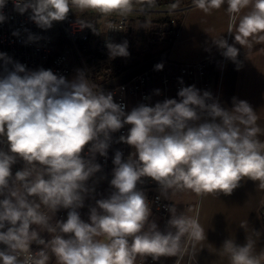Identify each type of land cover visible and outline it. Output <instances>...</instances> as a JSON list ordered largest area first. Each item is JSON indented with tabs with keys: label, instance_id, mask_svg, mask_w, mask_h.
Here are the masks:
<instances>
[{
	"label": "clouds",
	"instance_id": "1",
	"mask_svg": "<svg viewBox=\"0 0 264 264\" xmlns=\"http://www.w3.org/2000/svg\"><path fill=\"white\" fill-rule=\"evenodd\" d=\"M13 2L20 14L31 10L30 19L48 29L72 8L127 15L136 0ZM225 2L231 16L229 33L239 17L236 43L243 46L264 33V0H193L206 13ZM5 3L0 0V9ZM154 4L155 0H145L146 7ZM247 8L251 10L239 16ZM4 20L0 14V22ZM214 43L225 57L236 60L238 48L222 38ZM106 46L112 57L129 55L126 41ZM0 60L12 63L3 53ZM155 69L162 70L163 64ZM5 72L0 76V137L8 150H0V244L5 246L0 249V264H49V253L56 264H136L138 257L177 256L186 237L204 241V228L196 219L178 215L175 207L169 209L168 230L158 229L150 220L147 198L138 189L143 177L156 181L164 194L174 189L230 195L244 178L258 181L264 189V142L258 139L262 130L246 101L234 99L233 108L226 110L216 101L207 102L212 100L209 92L201 94L187 86L179 90V101L142 103L126 112L112 93L97 90L82 70L70 82L50 69L28 71L19 63L12 70L5 67ZM125 125L131 127L118 142L134 151L127 160L122 152L115 153L113 191L96 200L89 222H84L77 209L90 191L86 182L101 171L96 154L106 157L111 134ZM18 158L24 167L13 177ZM60 208L69 209L67 219L53 223ZM41 232L51 238L46 241ZM33 242L42 246L40 250H31ZM254 243L249 238L246 245L237 246L226 240L219 255L228 264H264V251L254 254Z\"/></svg>",
	"mask_w": 264,
	"mask_h": 264
},
{
	"label": "crops",
	"instance_id": "2",
	"mask_svg": "<svg viewBox=\"0 0 264 264\" xmlns=\"http://www.w3.org/2000/svg\"><path fill=\"white\" fill-rule=\"evenodd\" d=\"M176 6L185 9L180 10L181 23L173 35L174 41L168 51L157 56V62L151 67L162 63L161 72H170L177 64L207 62L209 78L214 87L220 67H225L220 106L231 110L234 99L246 101L258 117L257 126L262 130L258 139L264 142V39L260 38L264 33L249 38V43L241 46L234 39L239 17L233 25L232 33L228 32L231 16L227 11V2L219 9L207 13L195 7L193 0H177ZM250 10L244 9L239 16ZM220 38L239 49L235 61L225 57L224 50L214 43V40ZM130 74L113 82L135 75ZM187 86L198 89V81L185 83L184 87ZM155 91L156 103L166 99H180L175 95L172 84L163 89L158 82ZM134 107L136 100L132 98V108ZM130 150L133 153L132 147ZM113 159L108 148L107 156H101L96 163L101 165V169H107L108 166L114 168ZM112 172L113 170L109 171L110 180ZM258 185V181L244 178L230 195L222 192L197 194L191 190L174 189L164 194L158 183L151 187L152 191L173 204L178 215L183 213L188 218L196 219L205 231L204 241L193 240L191 247L186 237L182 241L180 254L175 257H161L158 261L162 264H228L227 259L219 255L224 242L232 240L237 246H244L249 238L255 241L254 254L259 255L264 251V189H260ZM145 190L144 193L147 192ZM242 222H246V227H241ZM136 264H148L147 257H138Z\"/></svg>",
	"mask_w": 264,
	"mask_h": 264
},
{
	"label": "built area",
	"instance_id": "3",
	"mask_svg": "<svg viewBox=\"0 0 264 264\" xmlns=\"http://www.w3.org/2000/svg\"><path fill=\"white\" fill-rule=\"evenodd\" d=\"M185 8H177L174 11L184 10ZM137 9L134 8L133 11ZM171 10V9H170ZM142 11H157V9H138ZM169 11V10H166ZM173 11V9H172ZM0 14L5 17L3 22H0V53L6 54L11 59L12 63L5 65L3 60H0V76L6 75L5 67L12 70L13 64L19 63L26 67L28 71H36L39 69L51 70L57 76H63L66 79L79 71V66L74 63L70 48H66L58 53H53V35L54 22L51 28L42 29L30 19L31 10L24 14H20L16 9L13 0H6L5 6L0 9ZM127 22L126 15H121L117 20H112L108 24L109 38L113 39L117 33L124 27ZM80 24V23H79ZM13 33H16L14 35ZM32 36L33 39H29ZM84 62V58H82ZM85 76L90 74L92 67H82ZM209 67L207 62L183 63L177 64L170 72H161L156 70L155 65L146 70L135 74L131 78L112 82L102 85L101 89L105 94L112 93L116 103L125 106V111H131L132 98L136 100V106L146 104L154 106L156 101L155 87L158 82L162 88L166 89L168 84H172L175 90V95L178 96L179 90L184 87L185 83H191L193 80L198 81V89L201 94L207 91L211 94V103L216 101L220 104L221 87L224 77L225 67H220L217 74L216 86L214 87L209 78ZM78 70V71H77ZM182 81V83H181ZM98 89V90H99ZM162 95V94H161ZM130 125H125L121 130L111 134L110 155L115 156L117 151L122 152L123 159L127 160L132 153L131 146L118 142L121 135H127ZM0 150L7 151L8 146L3 137H0ZM24 167V161L12 167V176ZM142 184L148 187H154L157 182L150 177H143ZM153 185V186H152ZM149 189V188H147ZM149 207H153L161 219V229H168V221L171 218L170 208L173 204L157 193H151L150 190L144 193ZM46 241L48 237L40 234ZM189 245L192 247L193 240L188 239ZM5 246L0 244V249ZM42 246L35 242L31 245L33 252L40 250ZM148 264H162L158 260H153L151 256L147 257Z\"/></svg>",
	"mask_w": 264,
	"mask_h": 264
},
{
	"label": "rangeland",
	"instance_id": "4",
	"mask_svg": "<svg viewBox=\"0 0 264 264\" xmlns=\"http://www.w3.org/2000/svg\"><path fill=\"white\" fill-rule=\"evenodd\" d=\"M177 7L178 6L176 5L169 6L167 8L150 7L151 9H157V11L137 12L138 9H149V7L141 5L138 0H136L134 8H136L137 10L126 15V24L113 39L109 38L108 24L112 20H117L121 15L116 13H113L111 15H103L93 10L81 11L80 9L72 8V10L63 21H54L53 53L56 54L60 51L65 50L66 48H70L74 63L79 66V71H83L82 67H92L93 70H91L90 74H87L86 78L90 82H92L95 85V88L98 90L103 84L102 81L104 79L103 75L101 76L100 73H104H102V71H104L103 66L107 63L110 57L102 59L96 56H86L83 54V52H81L79 46L76 43V40L79 35H82L83 31H87L88 27H83L82 24H79L78 19L84 16H87L85 17L87 19H82L85 22H90L89 18L92 19L91 23L93 25V28L96 30L93 31L94 35L91 43L92 48L103 45L102 41L106 42L107 44H123L126 41L127 47L129 48V57H131L132 59L144 52L151 51L150 44L159 41H166L174 35L177 28V19L180 18L181 15V12L179 10L174 11L177 9ZM166 9L169 11H166ZM167 15L173 17V20L162 22L161 19H163ZM82 58H84V62ZM158 58L159 57L156 56L142 65L133 67L132 70H130V75L140 73L151 67V65L157 62ZM95 69H99L100 73H96ZM77 73L78 72L69 76L67 80L70 82L75 79ZM86 150L87 148L85 149V151ZM100 158L101 156L97 153L95 157V163ZM21 162H23V160L18 158L17 162L12 167H15ZM111 170H113L112 166H108L107 169H101L99 173L97 172V175L92 176L86 182V187H88L90 191L85 195L84 206L77 209V211L80 213L81 219L84 222H89L90 208L95 206L96 200L107 198L113 191L110 185L111 180L108 177L109 171L111 172ZM138 189L143 193L145 189L147 191L150 190L151 193L154 192L152 191V188L150 189V187L141 183L138 184ZM150 209V220L154 221L157 224L158 229L161 230L160 216L157 214L156 210L153 207H150ZM42 210L47 211V209H44L43 206ZM68 211L69 209L64 208H60L59 210H57L55 215L53 216L52 222L54 223L57 220H66ZM48 215L52 216L53 213L49 211ZM41 234L46 235L48 239L51 238L50 234H48L47 232H41ZM49 255V264H56L55 257L52 256L51 253H49Z\"/></svg>",
	"mask_w": 264,
	"mask_h": 264
},
{
	"label": "trees",
	"instance_id": "5",
	"mask_svg": "<svg viewBox=\"0 0 264 264\" xmlns=\"http://www.w3.org/2000/svg\"><path fill=\"white\" fill-rule=\"evenodd\" d=\"M138 2L141 5L145 6V0H138ZM177 3V0H155V4L154 8H167L169 6H175ZM71 17V16H69ZM87 16L84 17H80L78 19V22L80 24H82L84 26V24L82 22V19H87L85 18ZM90 19V22H85V24H90L92 27V19ZM162 22H168V21H172L173 17L167 15L165 16L163 19H161ZM181 23V18L177 19V27L180 25ZM83 35V36H82ZM82 35H79V37L76 40L77 45L79 46L81 52H83L84 55L86 56H96L99 58H108L110 57V59L107 61V63L103 66V70L101 74L99 69H95L96 73H100V75H103V81H102V85L107 84V83H111L113 81H117L121 78H124L125 75H127L128 73H130V70L137 66V65H142L146 62H148L149 60H151L152 58L160 55L163 52H166L170 49L173 41H174V36H172L170 39L166 40V41H159L156 43H152L150 44L151 47V51H147L142 53L141 55L132 58L129 57V55L127 56H115L112 57L110 55L109 49L107 48V43L102 41L103 45L99 46V47H95L92 48V39H93V30L92 28L87 29L86 32H82ZM127 51H129V48L127 47ZM101 85V86H102Z\"/></svg>",
	"mask_w": 264,
	"mask_h": 264
}]
</instances>
